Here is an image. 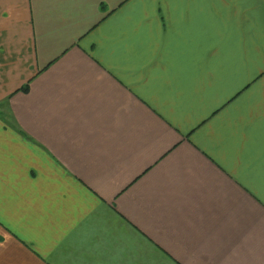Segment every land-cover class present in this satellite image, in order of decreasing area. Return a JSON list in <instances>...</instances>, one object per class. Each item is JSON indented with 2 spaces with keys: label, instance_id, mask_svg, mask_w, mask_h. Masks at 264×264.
<instances>
[{
  "label": "crops",
  "instance_id": "crops-1",
  "mask_svg": "<svg viewBox=\"0 0 264 264\" xmlns=\"http://www.w3.org/2000/svg\"><path fill=\"white\" fill-rule=\"evenodd\" d=\"M0 264H264V0H0Z\"/></svg>",
  "mask_w": 264,
  "mask_h": 264
}]
</instances>
